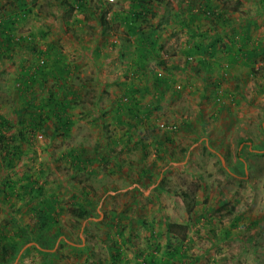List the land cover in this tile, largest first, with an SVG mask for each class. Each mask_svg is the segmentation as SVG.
Returning <instances> with one entry per match:
<instances>
[{
	"label": "rangeland",
	"instance_id": "1",
	"mask_svg": "<svg viewBox=\"0 0 264 264\" xmlns=\"http://www.w3.org/2000/svg\"><path fill=\"white\" fill-rule=\"evenodd\" d=\"M25 1L32 7L29 14L38 10L37 0ZM46 1L49 0H41L39 6ZM99 1L89 0L86 5L93 11ZM248 1L244 4L249 6L247 10L252 7L264 14L261 0ZM112 3L114 10H127V4L120 0ZM58 6L60 2L49 11L57 13ZM72 6L73 10H66L79 13L77 5ZM45 9L46 6L42 11ZM32 22V18L27 22L29 30L17 32H35ZM113 31L111 43L131 45V34L126 35V29L117 25ZM13 34L21 35L15 31ZM90 44H97L96 39ZM23 48L0 57V82H11L10 89L15 94L18 66L9 60L17 61V53ZM78 50L71 54L74 65L79 64L74 79L96 78L95 68L83 61ZM22 55L30 57L27 51ZM129 61L131 56L120 52V58L114 60L116 67L105 70L109 78L104 83H117L103 86L99 93L100 86L81 89L82 102L69 109L73 124L68 134L38 135L31 143L20 145L26 154L17 169L4 179L8 182L1 185L5 183L2 188L8 190L15 181L17 193L21 191L19 186L31 177L37 182L36 187L43 188V194L34 200L11 196L18 208L14 212L17 225L30 230L38 226L31 206L50 197L56 200L54 223L47 230L33 231L32 236L35 242H50L53 247L47 252L55 255L38 252L33 248L38 247L37 243L32 242L8 264H264V80L249 78L250 85L235 84L242 93L235 113L223 105L217 115L210 114L211 98L205 95L209 106L203 114L200 100L205 99L204 91L201 97L196 94L199 90L187 92L180 84L168 83L167 78L161 80L152 75L146 83L150 92L133 94L143 87L132 83ZM216 74L197 78L198 87H202L201 81L211 84L214 103L218 101L213 81L221 72ZM74 79L69 83L71 87L76 86ZM128 86L133 91L126 102L122 98ZM153 86L157 91L161 86L169 87L166 94L152 95ZM46 88L52 89L51 84ZM222 91L223 100L231 98L228 91ZM15 94L5 96L0 90V107L4 100L3 108L8 111L17 100ZM227 103L233 106L234 97ZM98 106L104 109L103 120H94L89 114L82 116L87 110L96 112ZM117 106L119 114L115 112ZM133 110L139 114L138 123L131 114L135 113ZM148 112L151 116L144 117ZM176 115L182 116L184 122H179ZM169 124L176 131L165 129ZM70 151L81 156L80 165L71 162ZM2 170L0 165V176ZM181 192L194 198L190 214L185 212ZM78 209L88 210L90 215L80 220L71 214ZM5 217L0 212V223ZM167 222L186 226L183 241L167 238ZM177 250L183 252L179 263L175 260Z\"/></svg>",
	"mask_w": 264,
	"mask_h": 264
},
{
	"label": "crops",
	"instance_id": "2",
	"mask_svg": "<svg viewBox=\"0 0 264 264\" xmlns=\"http://www.w3.org/2000/svg\"><path fill=\"white\" fill-rule=\"evenodd\" d=\"M0 1V6L7 12L10 11L9 9L11 7L16 8L17 4L20 2L21 4L26 3L25 0H11L14 3L9 6L5 4L6 0ZM40 1L41 0L36 1L38 3V10L22 18L21 22L18 21L19 24L17 22L15 32L25 35L17 31L29 30L27 29V27H29L27 22L32 18L33 22L31 29L35 31L31 32L35 37L33 45L43 51H48L50 47L53 48L58 54L56 55L57 59L61 58L63 60L64 67H67V65H74V62L71 61V54L73 56L75 53L74 50H78L79 48V56L81 55L84 58L83 61L87 63V65H91L95 68L94 73H96V78H75L76 86H73L74 89H89L94 86H100V88H102L103 86L108 87L117 83V81L104 83V79L109 78L108 74L105 75V70L110 67H116L114 60L119 59L120 52L123 51L124 56H131V61H129L128 64L131 65L132 83L134 86L137 85L138 87L140 83V86L143 87L133 94L136 95L137 93L138 95L140 91L149 93L150 89L146 86V83L147 78H152V75H155V78H161V80L167 78L168 83L174 82L175 85L180 84L182 89H185L187 92L196 89L199 90L196 94L201 96L202 91H204L202 96L204 95L205 97V95H208V97L211 98L210 106H213L211 107L213 110L210 114L213 115H217L221 110L219 107L223 105L213 102V89H211V84L209 86L201 81L202 87H198L197 82H199V80H197V78H210L208 75H217L216 73L219 67H223V70L227 71H225L224 74L221 72L224 78L216 76L218 80H214L213 82L222 83L223 90L226 92L228 91L230 94L231 98L229 99L228 97L224 105L230 108L229 111H231V113L236 112L235 107H237L236 104L240 100L242 94L235 84H238V82H240L239 84H241V82H247V84L250 85L252 82H249V78L258 79L259 81L264 80V14L255 8L252 9V7L250 10H247L249 6H244V4H246L245 2H249L248 0H241L242 2L244 1V3L243 5L240 4L237 11L226 10L225 16L227 20L224 25L220 23L214 24V20L207 19L200 15L201 0H148V2H145L148 6L141 9L143 10L141 11V20L136 21V23H131V45L123 42L121 46L118 42H115L117 44L114 42L111 43V34H115L113 29L117 25L120 29L124 28L126 31L128 29L126 23H124L122 19L113 17L114 12L120 13V10H114L113 7L110 9L108 5L103 6L101 1L97 0L99 1L97 3L98 9L101 10V13L104 11L102 17L106 19V23L101 25L96 17H92V13L87 12L85 14H79L76 13L75 10H66L68 7L73 10L74 7H63L62 1H46L44 6H46L47 9L43 12L44 6H39L41 3ZM120 1L127 4L124 9H129V2H131V11H140L137 3H133L132 0ZM208 1L217 7H221V3L217 0ZM57 2L61 4V6H58L59 11L57 13L49 11V9L56 7ZM69 2H71V0H69ZM54 3L55 5H53ZM86 3L89 4V0H86ZM98 9H93L96 15L99 12ZM82 16L84 17L83 20ZM131 16L133 15L131 14ZM107 24L110 26L106 28ZM203 31L207 34L205 37H203ZM200 32H202L201 35ZM212 32L219 33L221 36L220 40L214 44H211L213 38ZM42 34L44 35L42 36ZM149 35H153L156 40L155 49L152 48V44H148V40H145L142 44L139 43L140 40ZM91 36H95L94 38L97 44H94L95 39L93 40ZM86 42L93 43L94 45L90 43L87 44ZM198 44H200L201 47L204 46L207 48L208 53L206 55L196 52ZM19 51H21L22 54L27 51V53L32 56V52L28 51L25 47ZM21 52L17 53V61L9 60V62L15 63L19 67L21 64L20 60L24 57L20 54ZM125 52L127 55H125ZM209 52L212 53V55ZM54 57L55 56L52 55L51 59ZM3 64L6 67L7 60L3 61ZM22 64L27 65V61H23ZM78 66L79 64L73 66L75 71ZM73 76L75 77L74 74ZM69 78L65 77V84L68 87L71 82H67ZM80 79L82 80L80 81ZM16 81L18 82L16 86L17 94L11 92V82L8 83V85H6V80L3 81L4 84H2V81L0 82V90L5 92V96H12V94H15L17 97L16 102H14V105H12L8 111L3 108L4 100L2 98V106L0 107L1 114L12 116L14 113L13 111L20 107V102L18 101V88L21 79L17 78ZM81 85H83V87H81ZM52 87L58 88L57 85H52ZM167 87L161 86L159 87V91H157L158 88L153 86L155 92L151 94H166ZM207 87L210 88L211 91L208 92ZM232 94L234 96H232ZM208 97L200 100V108H202L200 112L203 114V109L207 111V107L209 106V101L206 100ZM233 97L235 103L233 106H229L231 103H227V101L230 102V100H233ZM200 112L199 109H197V115L200 114ZM103 113H105L104 109L98 106L95 115L100 116ZM176 116H178L179 122H184L182 116ZM88 153H90V150H88ZM165 153L169 155L168 152ZM97 158L94 160H97ZM92 162L94 161L90 160V163ZM11 174L10 172L9 176Z\"/></svg>",
	"mask_w": 264,
	"mask_h": 264
},
{
	"label": "trees",
	"instance_id": "3",
	"mask_svg": "<svg viewBox=\"0 0 264 264\" xmlns=\"http://www.w3.org/2000/svg\"><path fill=\"white\" fill-rule=\"evenodd\" d=\"M9 1L8 5H13L14 2L11 0ZM60 1H62L63 7L76 4L79 14H85L87 12L92 13V17H96L101 25L106 23V19L102 17L104 11L101 13V10L96 7L95 10L98 9L99 11L96 15L95 10L91 11V9L86 5V0H71V2H69V0ZM217 1L221 3V7L213 5L208 0H201L200 15L207 19L214 20V24L220 23L222 25H224L227 20L225 16L226 10L237 11L240 4H242L241 0H234L232 4L230 0ZM132 2L137 3L140 11H131V2H129V9L125 11L121 10L120 13L114 12L113 14V17H118L126 23V27H128L126 35L131 34V23H136V21L141 20V11H143L141 9L148 6L145 3L148 2V0H132ZM261 2L264 4V0H261ZM229 3L231 4L230 6ZM101 4L103 6L108 5L110 9H112L114 5V3L109 1L101 2ZM84 6L85 8L82 9ZM31 9L32 7H29L26 4H21V2L17 4L16 8L11 7L9 12L0 6V57L6 53H9V56H11L14 51L19 49V47H25L28 51L32 52V56L30 54V57L28 58H21V64L18 67V78L21 79V83L18 88L20 107L18 106L19 108L13 111L14 113L12 116L0 113V165L3 168L0 176V190L5 184L1 185V183L9 176L10 172L12 173L15 169H17L20 165L19 161L21 162L22 157L26 154L23 150L24 148H21L20 145L23 143H31L35 138H39L38 135L48 137L52 135L56 136L59 132L68 134L73 124V121L69 117V109L71 111L75 107V104L81 103L83 99L81 89H74L73 87H68L65 84V77H70L67 82L74 79L72 73L74 72L73 66L76 65H67V67H64L63 60L61 58L57 59L56 55L58 54L53 48H48V51H43L40 48H37V46L33 45L35 37L32 33L14 37L13 32L17 27V22H21L22 18L31 12ZM131 14L133 16H131ZM83 18L84 17L82 16V20ZM109 26L110 25L107 24L106 28ZM212 33L213 38L211 40V44H214L220 40L221 36L219 33ZM201 34L202 32H200V35ZM203 34V37L207 35L206 32ZM43 35L44 34H42V36ZM145 40H148V44H152V48L155 49L156 40L153 35H149L146 38L144 37L139 43L142 44ZM197 46L198 48L196 49V52L204 55L208 53L206 47H201L200 44ZM210 54L212 55V53ZM52 55L55 56L53 58L54 60L51 59ZM125 55H127V53ZM26 60L27 65H23L22 62ZM223 69V67H219V71L224 74L226 70ZM221 76L222 75L220 74L218 77ZM47 84H51V86L57 85L58 88L52 87V89H47ZM213 86L215 88V93L218 88H222V85L219 82H215ZM81 87H83V85H81ZM100 90L101 88L99 91ZM132 91V87L128 86L124 93L125 96L122 98L123 101L127 102L131 99L129 93H132ZM214 97L216 99L217 95L214 94ZM92 104L96 105L97 103L92 102ZM119 111L120 106H117V110L115 112L119 114ZM133 112L135 111L133 110ZM88 114L89 117L97 121L103 120L105 115L103 113L100 116H96L95 112L87 110L82 114V116ZM131 114L133 115L135 122L138 123L139 114L137 111ZM150 115V113H147L144 117L148 118ZM5 132H7V135ZM69 156L72 160L71 162H75L79 165L82 163V158L76 153V151H70ZM24 178L25 176L21 179ZM26 180H28V182L23 186L20 185L19 189H21V191L17 190V193L14 192L16 185H18L15 181H13V183L9 186L10 188L8 190H6V188H2L0 192V212H3L6 215L5 220H3L4 222L0 223V264H8L9 261L17 257L19 251L26 244L35 242L32 238L33 231L47 230L50 228V224L55 221L57 203L54 198L50 197L46 200L40 201L36 205L31 206L34 207L32 209V216L37 218V227L35 226L34 229L30 230L28 226L24 228L17 225L19 221L14 218V212H17L18 208H15L11 196H15L18 200H20V198L23 200L25 196H27L30 200H34L39 198L44 191L42 187H36L37 182L35 180L32 181L31 177L26 178ZM4 182H8V180H5ZM180 196L185 212L190 214L195 205L194 198L186 192H181ZM71 214L80 220H85L86 217L90 215L88 210L85 209L72 210ZM14 226H17V232H14ZM165 226L166 236L169 240L172 237H178L180 241L184 240L186 232L185 225L175 222H167ZM35 243H37L38 247H32L38 252L43 253L46 256L49 255L53 257L55 255L53 253L49 254V251L47 252L49 247H53L50 242L47 243L45 241H38ZM176 257L178 258L175 259L176 262H181L183 252L177 250Z\"/></svg>",
	"mask_w": 264,
	"mask_h": 264
},
{
	"label": "built area",
	"instance_id": "4",
	"mask_svg": "<svg viewBox=\"0 0 264 264\" xmlns=\"http://www.w3.org/2000/svg\"><path fill=\"white\" fill-rule=\"evenodd\" d=\"M109 2H113L114 0H108ZM222 88H218L217 89V93H216V95H217V98H216V100L218 101V103L219 104H221V105H224V104H226V101L225 100H223V95H221L222 94ZM222 97V98H221ZM165 129H169V130H171L172 132L173 131H176V127L174 126V125H168Z\"/></svg>",
	"mask_w": 264,
	"mask_h": 264
}]
</instances>
